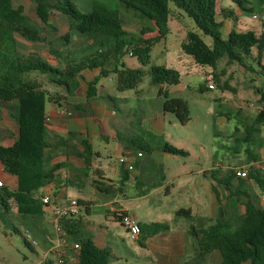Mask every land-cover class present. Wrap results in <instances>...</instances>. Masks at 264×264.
I'll use <instances>...</instances> for the list:
<instances>
[{
  "label": "trees",
  "instance_id": "trees-1",
  "mask_svg": "<svg viewBox=\"0 0 264 264\" xmlns=\"http://www.w3.org/2000/svg\"><path fill=\"white\" fill-rule=\"evenodd\" d=\"M32 1L36 6L39 23L26 14L22 5H16L15 0H0V103L17 102V114L10 116L19 128L13 146H0V162L9 174L17 178L15 188L0 186V219L13 214L16 208L17 214L28 221L29 226L35 227L47 215V209L51 206L44 203L46 195L42 190L54 182L66 167V164L51 163L58 151L69 146V140L51 137L46 116L47 102L69 107L68 100L77 95L81 88L82 74L87 71L100 70L99 77L87 83L88 100L97 97L99 82L111 74L117 76L119 92L136 89L143 81L144 72L128 68L122 62V56L125 52L129 55L132 53L131 57L143 66L151 64L154 46L164 41L170 33V3L192 18L200 32H188L181 44L182 51L198 66L215 69L225 56L229 59L228 64L237 62L246 66L245 57L255 56L264 75V34L232 31L225 38L221 31L223 24L218 21V16L229 18L234 17L235 13L226 9H221L219 13L217 4L220 0H119L155 23V29L145 28L140 37L125 31L123 16L107 3L95 1L88 12H82L72 0H61V6H50V9L53 7L60 11L69 20V31L60 35L59 29L48 22L46 5H42L39 0ZM238 4L244 9L241 1ZM155 31L157 35L154 37H145ZM73 32H77L87 43L78 52L70 49L73 45ZM52 34L55 36L52 37ZM203 36L212 38V47L206 44ZM19 38L48 46L49 58L21 52ZM34 73L46 75V80L59 90L48 89L46 80L41 81V77L33 76ZM151 78L153 85L159 88V97L164 100V110L174 114L183 126L188 125L191 122L189 102L174 98L169 93L170 87L181 84V73L176 69L153 66ZM262 103L264 105V93ZM262 124L264 106L253 119L252 129ZM82 144L84 153L80 156L90 166L92 145L88 140L82 141ZM134 144L144 151L152 152L151 145L144 139L137 138ZM164 151L173 156H188L185 150L169 144L164 146ZM249 158L253 162L257 159L252 156ZM247 179L254 180L264 190V175L255 166L249 168ZM225 184L229 186L230 182ZM94 186L107 194L115 192V187L105 182L96 181ZM215 192L220 198L216 189ZM91 205L80 202L82 213L64 219L63 226L80 244L79 264H109V251L99 248L93 240L84 236ZM245 207L244 214L237 219L218 218L207 227L189 228L188 236L194 241L197 253L196 261L192 264L205 261L210 254L211 244L218 246L220 264H264V209L256 206L251 199ZM126 215L120 212L115 214V219L122 225ZM177 215L190 218L191 212L181 210ZM140 227L137 242L143 247L149 239L169 230L168 225L158 222L140 223ZM13 229L20 234L15 225ZM40 230L43 232L44 229ZM23 238L25 244L34 249L26 237ZM199 246L205 250L201 251Z\"/></svg>",
  "mask_w": 264,
  "mask_h": 264
},
{
  "label": "crops",
  "instance_id": "crops-1",
  "mask_svg": "<svg viewBox=\"0 0 264 264\" xmlns=\"http://www.w3.org/2000/svg\"><path fill=\"white\" fill-rule=\"evenodd\" d=\"M262 3L264 4V1H262ZM221 5L222 0H220L217 4L219 13L221 9H225L221 7ZM219 17L221 19H219ZM237 20L238 17L236 15L229 18H223L221 15L218 16V21L223 24V30L225 31L223 36L225 38H227L232 31H249L236 30L238 24ZM156 33L157 31L153 32L154 35H156ZM255 33L257 35L264 34V26L262 30H259ZM59 34L63 35L60 32ZM149 35L145 37L150 38ZM79 42L82 44L79 46L73 44L70 49L78 48L77 51H79L87 45L85 39H82V41ZM18 44L21 52L25 54H39L45 58H49V48L44 44H33L20 38L18 39ZM33 45H37L35 48L38 51L34 50L31 52L27 50L26 46ZM21 47L24 48L21 49ZM23 49L26 50L23 51ZM214 70L215 71L212 75L213 82L208 83L206 90L209 89V85H214L215 89L221 88L220 90H229L234 93L238 92V84L237 86H231L228 80L223 78L226 75V70L219 71L217 70V67ZM94 71L99 72L98 75L91 80H87L82 74L81 88L76 96H73L68 100L69 107L66 105L59 107L57 103L49 102L50 113L48 114L46 111V116L50 135L52 138L64 137L65 139H68L69 146L58 151L57 155L54 156L51 165L66 164V167L60 171L54 182L47 185L42 190L44 195H50L56 204L62 203L65 200L71 198L77 199L81 203L92 204L90 206V216L92 214L93 208L100 207V203L104 202V204L107 205L109 209L111 208L112 215L108 216L109 212L108 214L105 212L104 216L106 220H109V224L112 226L110 229L113 228L114 231L111 232V230L106 228L104 229V227L101 226L100 231H110L109 234L114 233L113 235H116L117 233V230H115L117 226H119L120 229H125L115 219V210L131 214L140 223L148 224L155 222L162 223L164 220L170 218H173V221L175 222L179 221L178 218H188L177 215V213L181 210H189L191 212L190 218H193L195 214L194 207L196 202L198 210H200L202 206V195L200 189L196 191V188H192L191 178H201V175H203L207 180H212H210L212 190L209 194L207 208L213 210V216L207 220V226L211 225L213 221L218 218L237 219L244 214L246 208L245 206L249 199H251L256 204V206L264 209V190L261 189L254 180L238 178L237 176H234L238 170L249 171V168L252 166L258 168L264 175V163H261L259 160H257L256 155L251 154L248 148L245 149L244 152L235 153V157L238 162L236 165L228 163L227 165L223 166L222 164H217L214 160L211 169L200 168L197 171L185 169L181 171L180 174L173 173L168 167L163 165L160 167V169H158V173L150 166V164H145V156H147V158L161 156L163 161L166 158H170L169 156H173L164 151V146L166 144L171 145V142L166 140L159 150H156L155 146L152 144L153 142L156 143L157 140L164 139L163 137L168 131L167 124L171 123L169 116L172 113L166 112L164 110L163 102L161 103L162 113H159L155 117L148 119L149 121L147 122L145 119L140 118L137 115L136 110L133 108H127L122 102H118V98L115 99L113 104L111 102L104 101L102 99L103 94L107 93L109 96L111 94L104 85H100L101 81L98 85L97 97L88 100L86 96L88 89L87 83L93 81L100 75V70ZM259 73L262 74L261 70ZM222 82L223 85H220ZM254 88V98L256 99V102L249 104V107L254 109L256 113L248 116L249 114H246V112L244 113V109L242 107L239 108V112L243 113L247 121H251V123H253V119L264 106L262 103L264 86L263 88L254 86ZM202 89L203 88H200L201 93L204 92L205 88L203 90ZM53 90L58 91L59 89ZM172 97L177 98L176 96ZM221 100L222 97L215 99L217 102ZM16 103L17 102L0 103V146H13L18 138L19 128L10 116L11 108L15 106ZM117 105H119V107ZM144 109L146 111V109L148 110L149 108L146 106ZM221 116H223L222 121L226 120L227 123L231 121V118H229L230 114L228 112L216 114L217 118H221ZM249 118L251 120H249ZM235 131H237V129ZM235 131L231 136H234ZM254 131L255 133L258 132L257 134H259V137H261L264 141V124L256 125L254 127ZM246 133H248V130H246ZM110 136L113 137V141L117 144L118 153L122 155L120 163L113 169V179H107L103 171L95 169L94 167L95 164L99 163L98 159L101 158V153L94 148L95 140L99 142H109ZM145 136L147 138H145ZM247 136H249V133ZM137 138L144 139L146 142H148L152 147V152L149 153L138 148L134 144V140ZM228 138L231 139L232 137ZM84 140H88L93 148V158L90 166H87L85 161L80 156V154L84 153V147L82 144V141ZM134 149L138 150V152H135ZM187 153L188 156L185 157H173L188 158L190 153ZM249 155L254 157L256 160L253 162L249 158L251 157ZM90 167H92L93 170H91ZM152 171L156 174L153 175L151 173ZM0 181H2L3 185L8 188H15L17 186V178L9 174L5 165L1 162ZM96 181L113 185V187H115V192L113 194H107L97 190L94 186ZM226 182H230V185L227 186L225 184ZM177 183H180L181 185L177 186ZM220 186L222 187L221 190L219 188ZM127 187L133 189L134 191L130 194L127 190ZM215 189L217 190L220 198H218ZM60 190H64L65 192L63 201H58L57 199V195L60 194ZM70 192L73 193L72 197L69 196ZM76 193L80 196H78ZM161 197L164 199L161 200ZM96 198L98 200H96ZM169 200H171L170 204H175L171 209L167 206ZM151 202L153 205L150 206ZM51 211L52 209L49 207L47 209V215H45V217H43V219L40 221V226L46 231V233H44V230L42 233L33 232L44 239L45 249L48 247L47 237L52 234V226L48 221V216L50 215ZM13 214H15L18 219H21L22 224L25 225V227H28L27 230H29L28 221H25L17 214L16 208L13 209ZM90 216H87L88 224L84 227V236L93 240L91 234H87L85 232V229L90 228L91 226L89 221ZM47 226H50L51 229ZM188 230L189 228L187 226H182V224L177 223L175 228L169 227V230L149 239L146 242L145 247L136 242L138 244L137 246L135 245L129 249L126 248L129 252V257L128 253L124 252V250L122 257H126L127 264H187L189 259H192V262L195 263L197 253L195 251L194 241L188 236ZM105 239L102 244H96L95 241L94 243L99 248L108 250L109 248L105 247L107 245V239ZM218 245H220V243ZM199 249L201 251L205 250L203 246H199ZM73 254L76 255L75 252H73ZM109 255L110 264V257L112 255L110 251ZM213 255L217 256L219 259L218 264H220L221 256L219 250L218 252L214 251L213 253L208 254L205 261L202 263L199 262V264L207 263Z\"/></svg>",
  "mask_w": 264,
  "mask_h": 264
},
{
  "label": "rangeland",
  "instance_id": "rangeland-1",
  "mask_svg": "<svg viewBox=\"0 0 264 264\" xmlns=\"http://www.w3.org/2000/svg\"><path fill=\"white\" fill-rule=\"evenodd\" d=\"M82 12H88L92 4L95 1H101L112 6V8L118 10L125 20V31L130 35L137 37L141 36L142 31L145 28L155 29V23L144 15L134 9L128 8L126 5L119 2V0H72ZM241 1L244 9L240 7L238 2ZM42 5H46V11L48 14V22L58 27L61 34H65L69 30V20L60 11L50 9V6H61V0H39ZM16 5H22L25 8L26 14L35 22L39 23L40 19L36 14V6L32 0H15ZM170 18L169 29L170 33L166 39L161 43L154 46L152 51L151 64L143 66L136 58L131 57L128 53L122 56V62L131 69H141L144 72L142 83L135 90L119 92L117 87V76L111 74L109 77L102 78L100 85H104L110 92V96L107 93L103 94V100L107 102H122L127 108H133L137 111V115L140 118L149 121L152 117H155L161 111V103L164 102L163 98L159 97V88L155 87L152 83L151 69L153 66L166 67L176 69L181 73L182 82L179 86L170 88V96H176L177 98L184 99L189 102L191 109V122L186 127H183L177 120V118L170 114L171 123L167 124L168 131L163 137V140H157L156 143H152L156 150H159L167 140L171 142V146L185 150L190 153L188 158L173 157L166 158L164 161L161 156L147 158L145 156V164H150L158 173L160 167L166 166L173 173L180 174L185 169L199 170L200 168L211 169L214 160L217 164L232 165L238 164L236 159L237 152H244L245 149H249L250 153L256 155L257 160L264 163V141L259 137L258 132L255 133L252 129L251 121L248 122L244 114L239 112V108L244 109V113L250 115L255 114L256 111L249 107V104L256 102L254 98V86H264V76L260 74L259 65L255 56L245 57L246 66L234 62L228 64V57L225 56L217 64V70H226V75L223 77L227 79L231 86H237V93L229 90L207 89L209 82H213L214 68L209 66H198L194 60L186 55L181 49V42L186 38V35L190 31L199 32L194 20L190 18L184 11L177 8L173 3H170ZM221 7L232 10L238 17V24L236 30H249L258 32L263 29L264 26V4L262 0H222ZM50 10V11H49ZM252 10V11H251ZM254 15L258 18L255 19ZM219 19H221L219 17ZM233 23V22H232ZM224 34L225 31L221 29ZM150 34V35H149ZM150 37H154L153 33H149ZM146 35V36H147ZM157 35V33H156ZM55 34H52L54 37ZM73 44L80 45L79 41H82V37L77 32L72 33ZM207 45H213L212 38L203 36ZM84 41V40H83ZM29 45V44H28ZM37 46V45H36ZM36 46H26L27 50L33 52L37 49ZM72 47V46H71ZM24 47H21V49ZM26 49H23V51ZM78 48H72L71 51H77ZM38 51V50H37ZM46 54V53H45ZM99 71H87L83 73V77L87 80L93 79L98 75ZM33 76L41 77V81L46 80V75L33 74ZM48 89L52 90L53 84L47 80L45 82ZM85 85V84H84ZM223 85V82L220 84ZM85 88V86H84ZM200 88H205L204 92H200ZM83 93V92H81ZM112 97L114 100H112ZM222 97L221 101H215L216 98ZM128 99V100H125ZM160 99V100H159ZM160 105V108H159ZM114 106V105H113ZM119 107V105H117ZM149 109L145 111L144 107ZM144 109V110H143ZM47 113H50V104L47 102ZM230 114L231 121L229 123L226 120L222 121L221 118H217V113ZM10 114H17V103L11 108ZM225 116V115H224ZM252 117V116H251ZM225 118V117H224ZM228 120V119H227ZM249 120H251L249 118ZM237 129V131H235ZM251 135L247 136L248 133ZM235 131L234 136H231ZM144 136V135H143ZM228 137H232L229 139ZM145 138H147L145 136ZM168 138V139H166ZM95 150L101 153V158L98 159L99 163L95 164V169H99L104 172L107 179L114 178V168L120 163L121 156L118 153L116 142L113 141V137L110 136L109 142H99L95 140ZM133 150V149H132ZM135 150V149H134ZM138 152V150H135ZM126 159L125 157H123ZM93 166V165H92ZM91 170L92 167H90ZM153 175L155 172H151ZM191 178L192 188H196V191L200 189L202 197V206L200 210L197 208V202L194 207L193 218H178V222L173 221V218L166 219L162 223L167 224L169 227L175 228L177 223L182 226L204 227L207 226L208 219L213 216L212 209H208L209 194L211 193V181L204 178ZM180 186V183L176 184ZM129 187V186H128ZM127 187V188H128ZM220 190L222 187H219ZM226 188V187H223ZM131 194L134 190L127 189ZM60 194L57 195L58 201L64 200L65 192L60 190ZM70 192L69 196H73ZM77 194V193H76ZM78 195V194H77ZM80 196V195H78ZM164 198L161 197V200ZM96 200H98L96 198ZM171 200L167 203L168 208H172L175 204H170ZM100 207L93 208L92 214L89 218L90 228H86L85 232L91 234L93 241L96 244H102L104 239H107L106 248L112 254L110 257V264H127L126 257L123 256L124 252H129L127 249L137 246L138 244L132 237V235L125 229H120L119 226L115 228L117 230L116 235L109 234V232H101V227L104 229L114 231L110 229L112 226L109 224V220H106L104 213L112 215L111 208L103 203H100ZM153 203H150V206ZM84 214V212H83ZM109 218V217H108ZM16 226L20 230V234L16 233L13 226ZM48 228L50 226H47ZM28 227L22 224V220L18 219L15 214L5 216L4 219H0V264H41L42 257L44 256L45 244L42 239L36 233H42L40 231L41 226L39 223L35 227L29 226L32 238L38 242V246L31 249L24 242L25 232ZM51 229V227H50ZM53 230L51 229V232ZM107 231V230H105ZM101 233V235H100ZM118 235V237H117ZM105 239V240H106ZM100 246V245H99ZM127 248V249H126ZM205 249V248H204ZM113 250V251H112ZM214 251L218 252V246H210V253ZM216 255V254H215ZM213 255L212 258L204 264H218L219 259ZM192 259L187 261V264H192ZM47 264V263H43ZM56 264V263H55Z\"/></svg>",
  "mask_w": 264,
  "mask_h": 264
},
{
  "label": "built area",
  "instance_id": "built-area-1",
  "mask_svg": "<svg viewBox=\"0 0 264 264\" xmlns=\"http://www.w3.org/2000/svg\"><path fill=\"white\" fill-rule=\"evenodd\" d=\"M254 18L257 19L258 17L254 15ZM132 55L133 54L130 53V56ZM209 89H215V86L209 85ZM236 175L239 178H247L249 171L238 170ZM0 186H3L2 181H0ZM44 203L51 205L52 211L48 216V221L53 231L52 234L47 237L48 247L40 263L79 264L80 244L67 233L63 226L64 219L77 217L82 213L79 200L71 198L62 203L55 204L53 198L50 195H46L44 197ZM119 213V211L115 210V214ZM122 226L132 235L136 242L139 240L141 233L140 222L134 216L127 214L123 218ZM25 237L33 247L38 246V242L32 238L30 230H26ZM73 252H75L76 255L73 254Z\"/></svg>",
  "mask_w": 264,
  "mask_h": 264
},
{
  "label": "water",
  "instance_id": "water-1",
  "mask_svg": "<svg viewBox=\"0 0 264 264\" xmlns=\"http://www.w3.org/2000/svg\"><path fill=\"white\" fill-rule=\"evenodd\" d=\"M62 106V104H59V107H61Z\"/></svg>",
  "mask_w": 264,
  "mask_h": 264
}]
</instances>
